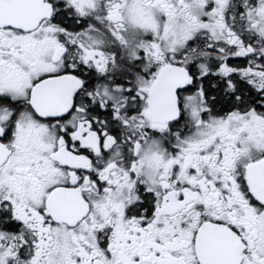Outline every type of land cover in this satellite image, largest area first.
<instances>
[{
	"label": "snow or ice",
	"instance_id": "obj_1",
	"mask_svg": "<svg viewBox=\"0 0 264 264\" xmlns=\"http://www.w3.org/2000/svg\"><path fill=\"white\" fill-rule=\"evenodd\" d=\"M0 264H264V0H0Z\"/></svg>",
	"mask_w": 264,
	"mask_h": 264
}]
</instances>
